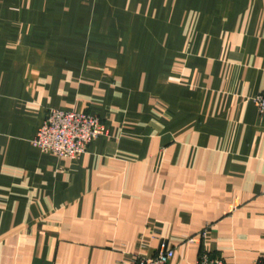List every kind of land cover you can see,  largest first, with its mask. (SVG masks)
<instances>
[{"label":"crops","instance_id":"obj_1","mask_svg":"<svg viewBox=\"0 0 264 264\" xmlns=\"http://www.w3.org/2000/svg\"><path fill=\"white\" fill-rule=\"evenodd\" d=\"M263 90L264 0H0V264L264 261ZM50 108L107 135L41 151Z\"/></svg>","mask_w":264,"mask_h":264},{"label":"built area","instance_id":"obj_2","mask_svg":"<svg viewBox=\"0 0 264 264\" xmlns=\"http://www.w3.org/2000/svg\"><path fill=\"white\" fill-rule=\"evenodd\" d=\"M252 101L259 112H264V90L254 95ZM107 132L104 123L90 113L50 108L31 143L41 151L74 159L86 151L93 139L105 136ZM172 256L173 248L162 243L152 257H135L127 264H167ZM197 264L228 263L219 255H210L203 251L198 257ZM254 264H264V261L258 260Z\"/></svg>","mask_w":264,"mask_h":264}]
</instances>
